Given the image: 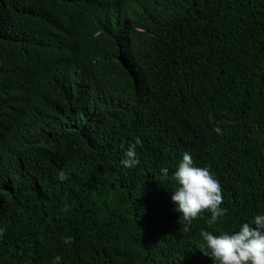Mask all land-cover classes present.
I'll list each match as a JSON object with an SVG mask.
<instances>
[{
	"label": "trees",
	"instance_id": "trees-1",
	"mask_svg": "<svg viewBox=\"0 0 264 264\" xmlns=\"http://www.w3.org/2000/svg\"><path fill=\"white\" fill-rule=\"evenodd\" d=\"M122 1L0 0V264H213L201 231L264 215V0H160L163 72L117 39ZM186 152L212 225L171 199Z\"/></svg>",
	"mask_w": 264,
	"mask_h": 264
},
{
	"label": "clouds",
	"instance_id": "clouds-1",
	"mask_svg": "<svg viewBox=\"0 0 264 264\" xmlns=\"http://www.w3.org/2000/svg\"><path fill=\"white\" fill-rule=\"evenodd\" d=\"M126 1L118 4L121 14L119 28L114 32L117 39L130 40L129 45H133L135 39H138L140 44L137 47L140 52L146 49L150 52L147 55L148 62L138 61L146 69L151 67L154 71L163 72L152 56V50L159 49V45L154 34L150 33L154 29V23H158L163 17V3L160 0ZM180 45L182 46V43ZM119 47L125 49L120 45ZM168 54L176 60V56ZM209 119H212L211 115ZM214 131L218 135L223 132L220 127L214 128ZM141 144L139 138L128 143L124 159L121 160L124 167L132 168L139 163L136 148ZM60 179H65L64 173L60 174ZM173 179L178 182L179 187L173 191L171 199L177 205L175 210L181 213L183 220L188 224L205 211L211 214L207 220L209 225L226 215L227 209L221 207L223 196L219 181L208 168L195 167L192 156L187 152L183 154ZM5 231L0 229V236H3ZM200 235L205 246L199 249L204 256L211 258L213 264H264V215H256L251 223H243L239 230L233 233L225 232L217 236L208 231H201ZM71 242V237L65 238V243ZM56 259L59 260V257Z\"/></svg>",
	"mask_w": 264,
	"mask_h": 264
}]
</instances>
